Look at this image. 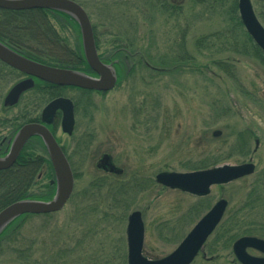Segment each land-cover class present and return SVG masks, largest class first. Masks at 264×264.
Returning a JSON list of instances; mask_svg holds the SVG:
<instances>
[{"label":"rangeland","instance_id":"374dc122","mask_svg":"<svg viewBox=\"0 0 264 264\" xmlns=\"http://www.w3.org/2000/svg\"><path fill=\"white\" fill-rule=\"evenodd\" d=\"M75 1L87 8L96 26L100 53H110L117 40L132 44L139 56L136 62L122 66L123 75L110 92L86 95L77 89L61 90L62 96L78 104L74 134L69 137L60 128L56 132L71 159L73 193L64 209L52 217L34 215L24 221L16 239L4 244L0 264H128V217L136 210L141 211L145 224L143 254L160 259L173 252L207 212L198 206L204 208L207 202L211 207L221 198L229 201L221 226L226 224L241 236L246 230L254 235L264 233V202L244 208L248 200L264 198V66L233 47L219 46L223 43L209 52L196 47L200 38L218 32L222 38H238L242 45L245 28L238 27L233 33L228 8L212 7L204 0H183L176 16L170 10L153 9L150 14L143 0L113 12L108 4L99 7V0ZM134 4L141 8L132 9ZM252 4L264 25V0H252ZM115 12H122V22L112 21ZM48 20L63 43L76 50L81 39L75 30L63 28L52 17ZM119 32L124 36L116 37ZM45 42L41 41L40 49ZM188 54L195 58L194 65L171 67L174 58ZM142 58L157 67L161 62L168 64L156 71L138 63ZM216 61L231 67L245 93L216 68ZM16 81L7 74L0 99ZM23 98L24 104L9 110L1 103L0 117L18 115L34 97L26 94ZM47 100L40 99V111ZM215 131H221L220 136L215 137ZM6 132L0 130V137ZM240 134L251 135L247 154L236 152ZM105 154L112 157L121 174L98 168V160ZM206 160H219L217 166L252 160L256 170L251 176L212 187L204 198L164 188L155 181L160 172H189ZM38 181L32 191L36 195L46 191L47 183L53 185L46 173ZM225 226L205 246L204 254L212 261L200 254L192 264H239L232 246L226 247Z\"/></svg>","mask_w":264,"mask_h":264},{"label":"water","instance_id":"95a60500","mask_svg":"<svg viewBox=\"0 0 264 264\" xmlns=\"http://www.w3.org/2000/svg\"><path fill=\"white\" fill-rule=\"evenodd\" d=\"M0 9L7 11L51 10L71 17L79 26L84 56L95 75L32 61L0 42V60L5 64L25 75L58 86L76 87L103 93L116 87L118 76L114 64H106L100 59L92 23L80 4L73 0H0ZM238 9L248 35L264 51V26L255 13L252 0H238ZM33 85V79L16 84L7 94L5 105H15L21 95L31 89ZM59 110L63 112L62 131L71 135L75 127V117L74 105L70 99L58 98L51 101L42 112V122L51 124ZM220 134L221 131H215L213 135L218 137ZM32 137L42 139L49 155L55 174V194L48 201L23 199L2 209L0 211V236L10 224L22 216L46 215L62 211L74 190L75 179L71 166L55 137L43 124H27L18 131L9 153L0 158V171L8 170L16 163L25 144ZM109 161V155H105L98 164V168L119 172ZM255 169V164L250 161L241 165H223L191 172L163 171L157 174L155 180L165 188L202 197L210 194L212 186L229 184L251 176ZM227 206L226 199L218 200L194 225L175 250L160 259H148L143 255L145 225L142 213L140 211L132 212L128 217L127 226L128 264H192L203 250L209 237L222 222ZM248 249H254L264 254L263 239L243 236L234 243L233 252L241 264H264V257L250 255Z\"/></svg>","mask_w":264,"mask_h":264},{"label":"trees","instance_id":"16d2710c","mask_svg":"<svg viewBox=\"0 0 264 264\" xmlns=\"http://www.w3.org/2000/svg\"><path fill=\"white\" fill-rule=\"evenodd\" d=\"M206 1H209L208 3L209 5H212V7L219 6L221 7L220 9H223L225 8L224 6H226V8H228L226 9L227 11L226 14H228L229 21H231L233 24V29H232L233 33H235L234 31H236L238 27H242L244 29L238 13V0H204L203 2ZM229 1L230 4L228 7L227 2ZM48 14H53L51 17L57 20L63 28L65 27L67 29L69 26L73 28L78 38H81L78 24L71 17H69L64 13L56 12V11L52 12L49 10L7 11L2 9H0V38H23L24 42H27L29 40L47 41L48 39L46 38L53 39L58 42L62 41L60 34L55 29L56 27L52 26V24L49 22L48 17L50 16H48ZM92 25H93L96 46L98 51L100 52L99 38L97 35L96 26L93 23ZM110 27L112 26L110 25ZM120 33L121 32H119L116 37H119L121 35ZM221 33L222 32H218L216 34L210 36H204L200 38L196 43V47L199 49V51L209 52L216 49V44L223 43L219 46L233 47L234 48L233 50L235 52H238L246 56L254 57L258 59L264 66V51H262L254 43L252 38L247 34L245 30H244V35L246 38L244 39V43L242 45L238 43L239 40L238 38H231V39L222 38L223 34ZM121 36H124V34H122ZM132 47H134L132 46V44L124 45L123 43L116 40L114 44H112L113 50H111L110 53H108L107 55L103 53H99V56L106 63H112L115 60H119L122 68V66L126 62L128 61L136 62L138 59L139 52H136L137 49L134 50ZM62 49L66 51L65 53H62L63 57L61 58L56 56L53 59H51V61L49 62L52 63L55 62L59 64L58 67L71 68L84 73L93 74L81 50L78 49V54H76L73 51H68L66 48L62 47ZM219 51L220 50L218 49V54ZM58 54H61V51ZM174 59H175L174 62L172 60L173 62L171 65L172 68L180 67V66L185 67L188 66V64L194 65V61H195V58L189 54L186 56L178 55ZM37 60H39V62L49 64L45 62V60H42L40 58ZM138 63L147 65V67L156 71H158L159 66L161 67L164 66L160 68L161 70H164L168 64V62L165 63L161 62V64L157 67L148 64L147 61H145L143 58ZM214 65L219 70L224 71V73L228 75L230 79L232 78L231 80L233 81L234 85L239 89V91L245 93L241 85L238 83L236 77L229 70L231 69L230 66H228L223 61H219V62L216 61L214 62ZM134 67H135V63L134 65L132 64V69ZM116 69L119 73V80H120L123 75L122 70L120 69L119 66H117ZM83 93L88 95L93 92L86 90L83 91ZM250 137L251 135L245 137L243 134H240V138H238L237 140L240 146H238L236 152L238 151L239 154L249 153ZM33 143H35V146H33ZM38 146L43 147L40 140L33 139L25 146L24 150L19 155L17 162L12 168L8 170L0 171V211L5 207L9 206L10 204L19 200H23V199L48 200L53 197L55 193V185L54 184L52 185L50 182L44 186L46 191H44L41 195H36L35 193L33 194L32 192L33 188H35V186L38 184L39 182L38 179L41 177L42 173L43 174L46 173V177L48 178V180L50 179L54 180L55 178L54 170L52 168V165L50 164L47 154L46 153L37 154L33 152V150H35ZM206 161L200 162L199 164L192 167V169L190 170L192 171L204 170V169L216 167L219 164V160H215L213 162L208 160ZM256 199L258 200V196L254 197V200ZM206 206L207 208L210 207V203L205 202L204 208L200 205L198 207L199 209L207 210ZM196 209L194 208L193 210H191V212L192 213L196 212ZM44 216L50 218L52 217V214H48ZM31 217H34V215L22 216L17 220H15L12 224H10L6 228V230L0 236V252L3 251L4 244H6L7 242L9 243L13 239H16L17 235L20 232V228L22 227L23 222ZM230 222L232 223V221H229V223ZM225 225L226 224H222L221 226L220 224L216 231H218L219 229V231L222 230L223 232ZM225 229L226 230L224 232L225 233L224 241L226 243V247H230L239 237H241V235L237 231L230 229L229 227L227 228V226H225ZM253 234L254 233L251 230H246L243 232V235H253ZM258 236L263 237L264 233H258ZM18 253L24 254L22 251H18Z\"/></svg>","mask_w":264,"mask_h":264},{"label":"flooded vegetation","instance_id":"af4514ba","mask_svg":"<svg viewBox=\"0 0 264 264\" xmlns=\"http://www.w3.org/2000/svg\"><path fill=\"white\" fill-rule=\"evenodd\" d=\"M135 1H137V0H99L100 3L98 5H99V7L101 6V8H102L103 7L102 4H105V5L108 4L109 6H107V7H109V9H111V11L112 10H117V9L119 11L121 9L127 10V9H125V8H127V4H131L132 5L133 2L135 3ZM143 1H145V5H143V7L145 9H147V12L150 13V14H152V10L153 9L160 10V11H168V10H170L171 12H174V15L176 16L177 15V12L181 8H183V5H184V1L183 0H179V1L178 0H143ZM80 5L84 8V10L89 15V13L87 11V8L83 4H81V3H80ZM131 7H132V9L134 8L136 10L138 8L139 9L141 8V6L136 7V4H134V7L133 6H131ZM52 12H55V11H52ZM52 15L53 14H48V16H50V17ZM112 16H113L112 21L115 22V23H117V22L120 23V21H123V19H121V17H123L122 16V12L121 13L118 12L117 14L115 12V14H112ZM89 17H90V15H89ZM46 39H48L45 42L46 45L45 46L42 45L43 47L41 49H40L41 41H30L29 40L27 42H24L23 38H0V42L3 43L4 45H6L7 47H9L10 49H12L13 51H15L16 53H18V54L26 57L27 59H30V60L35 61V62H39V60H37V59L40 58L42 60H45V62H47L49 64H46V63H43V62H39V63L45 64V65H48V66L58 67L59 64H57L55 62L52 63V62H49V61H51V59H53L56 56L62 58L63 57V54L62 53L61 54H58L60 52L57 51V49L60 50L59 49L60 47L61 48L62 47L63 48H65V47L68 48V47L63 43V41L58 42V41H55L53 39H49V38H46ZM42 42H44V41H42ZM78 49L81 50L82 53L84 54V50H83V46H82V40L78 44V47H77L76 50L75 49L72 50L71 48L70 49L68 48V51H73L74 53L78 54ZM50 63H52V64H50ZM112 63L115 64V68L117 66H119L120 69L122 70L121 64H120V61L119 60H115ZM1 70H2V72L4 71V74L1 73ZM8 73H9V75L10 74L13 75L15 77V79H17V81L15 82V84L12 86V88L16 84H18L19 82L24 81V80H27V79H33L34 85H33V87L31 89L25 91L21 95V97L19 98V101L15 105H10V106L8 105V106H6L5 105V98H6L7 94L9 93V91L12 89L11 88L6 93V95L3 98L0 99V104L2 103L3 109L9 110V109L17 108L19 105H22L23 99H24L23 97L26 94H28V96H31L32 95L34 98H32L33 102H31L30 104H27V106H26L27 108L26 107L23 108L18 115H15L14 117H11V118H4V119L0 117V130H2V129L3 130L4 129L7 130L6 135L3 136V137H0V158L5 157L9 153V151H10V149L12 147L13 141H14V139H15L18 131L23 126H25L27 124H31V123L43 124V125H45L49 129V131L55 137L57 143L60 145V147H61L63 153L65 154V156H66V158H67V160H68V162H69V164L71 166V169L73 171L71 159H70V157H69V155H68V153H67V151L65 149V146L61 143V141L59 140V138L56 135V132H57V129L58 128H60L62 130V115H63V112L61 110L57 111V113H56V115H55V117L53 119V122L51 124H45V123L42 122V112H43L44 108L51 101H53L55 99H58V98H67V99H69L68 97H65V96H62L61 95L60 92H61L62 89H77V90H81V91H86V90H83V89H80V88H76V87L58 86V85H54V84H51V83L44 82V81L39 80L37 78H33L31 76L25 75L24 73H22V72L14 69V68L8 66L7 64H5L3 61L0 60V88L1 89L3 87L4 80H6V77H7V74ZM117 75H118V80H119V73H118V71H117ZM92 92H95V91H92ZM98 93H101V92H98ZM45 98H48V100H47L46 104L44 105V107L40 111V104H39L40 103V99H41L42 102H44L45 101ZM35 99L38 100V101H35ZM70 100L73 102V105H74L75 127H74V131H73V133L71 135L66 134L69 137H71L74 134L75 129H76V124H77V109H78L77 102L74 101V100H72V99H70ZM0 110H1V108H0ZM0 113H1V111H0ZM6 122L9 123L10 126L7 127L5 125ZM33 139L40 140V142L43 145V147L38 146L35 149L36 151L33 150V152L34 153H37V154H44V153H46L47 156H48V159L50 161L49 155H48V153L46 151V148H45L44 143H43V141H42L41 138H39V137H32L31 139H29L27 141V143L25 144V146L28 144V142H30V140H33ZM38 144H39V142H38ZM25 146H24V148H25ZM105 155H109V154H105ZM105 155L102 156V159H103V157ZM109 157H110L109 163L112 164L113 166H115L116 164L114 163V160L112 159V157L110 155H109ZM102 159L98 160V163ZM50 164H51V161H50ZM115 167H116L117 171L120 170L117 166H115ZM102 170H105V169L102 168ZM121 173H122V170H120V172H118V173H115V172L114 173H109L108 172V174H114V175H117V174L119 175ZM225 185H227V184H225ZM215 186H224V185H215ZM212 187H214V186H212ZM209 195H206L205 197H208ZM221 199H223V198H221ZM259 202H264V198L262 196H259L258 197V200L256 199V200H254L252 202L250 200H248L246 202L244 208H246V207H249L250 208V205L251 204H255V203L258 204ZM212 206L207 209V212L212 208ZM228 208H229V201H228L227 210H228ZM227 210H226V212H227ZM142 218H143V215H142ZM244 236H253V237H257V238H260V239H263L264 240V237H260L258 235H254V234L253 235H244ZM144 239H145V237H144ZM127 247H128V243H127ZM248 253L250 255L257 256V257H264V254H262V253H260V252H258L256 250H254V249H248ZM202 256H203L204 259L209 260L207 258V256H205L204 252H203V255ZM235 260L239 264H241L237 259H235ZM209 261H212V260H209Z\"/></svg>","mask_w":264,"mask_h":264}]
</instances>
